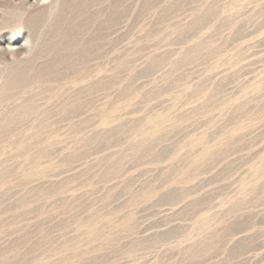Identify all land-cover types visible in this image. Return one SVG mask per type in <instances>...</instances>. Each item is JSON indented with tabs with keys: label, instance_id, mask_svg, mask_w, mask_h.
I'll use <instances>...</instances> for the list:
<instances>
[{
	"label": "rangeland",
	"instance_id": "1",
	"mask_svg": "<svg viewBox=\"0 0 264 264\" xmlns=\"http://www.w3.org/2000/svg\"><path fill=\"white\" fill-rule=\"evenodd\" d=\"M52 3L0 0V90ZM93 11L98 52L0 106V264H264V0Z\"/></svg>",
	"mask_w": 264,
	"mask_h": 264
},
{
	"label": "bare ground",
	"instance_id": "2",
	"mask_svg": "<svg viewBox=\"0 0 264 264\" xmlns=\"http://www.w3.org/2000/svg\"><path fill=\"white\" fill-rule=\"evenodd\" d=\"M96 2L97 0H62L59 8L53 3L49 8L35 6L34 12L24 19V29H27L33 38L32 50L35 43L38 47L32 57L19 60L16 66H9V68L14 67V70L0 90V106L7 102L8 97L18 94L35 83L47 84L61 81L63 77L66 78L70 73H75L79 69L78 66L86 63L92 54L98 52L96 40L100 33L97 31L95 35L91 34L93 36L90 39L89 37L86 39L88 28H91L97 18L95 11L88 16L90 8H93ZM51 9L52 12H50ZM113 20L110 16L108 21L112 23ZM3 31L6 33L5 30ZM3 69L4 66H0V73ZM49 92L47 88L36 94V97L34 96L30 101L20 102L19 109L21 105H24L18 116L35 112L38 109L37 99L49 97ZM75 95L66 98L59 96L57 102L49 107L48 114L54 117L57 114L67 116L77 113L79 107L75 106Z\"/></svg>",
	"mask_w": 264,
	"mask_h": 264
}]
</instances>
